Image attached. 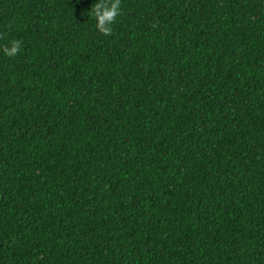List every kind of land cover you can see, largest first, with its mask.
<instances>
[{
  "label": "trees",
  "instance_id": "16d2710c",
  "mask_svg": "<svg viewBox=\"0 0 264 264\" xmlns=\"http://www.w3.org/2000/svg\"><path fill=\"white\" fill-rule=\"evenodd\" d=\"M94 2L0 0V264H264V0Z\"/></svg>",
  "mask_w": 264,
  "mask_h": 264
},
{
  "label": "clouds",
  "instance_id": "9594fccd",
  "mask_svg": "<svg viewBox=\"0 0 264 264\" xmlns=\"http://www.w3.org/2000/svg\"><path fill=\"white\" fill-rule=\"evenodd\" d=\"M120 0H95L90 9V14L95 21V29L100 34H110L116 18L120 15ZM20 47L19 41H11L9 46L3 49L4 55L13 58Z\"/></svg>",
  "mask_w": 264,
  "mask_h": 264
}]
</instances>
